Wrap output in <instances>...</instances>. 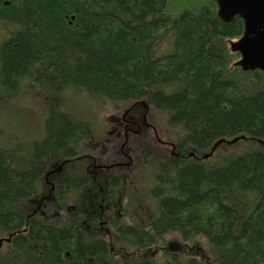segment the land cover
Segmentation results:
<instances>
[{"label": "trees", "instance_id": "16d2710c", "mask_svg": "<svg viewBox=\"0 0 264 264\" xmlns=\"http://www.w3.org/2000/svg\"><path fill=\"white\" fill-rule=\"evenodd\" d=\"M243 32L214 0H0V90L13 104L39 92L45 113L30 144L0 133V264H264V71L235 66L230 43ZM167 39L172 50L159 54ZM75 94L138 113L146 101L183 132L172 139L179 157L156 140L141 151L153 211L146 225L117 224L113 240L81 222L101 228L106 190L124 188L105 172L100 188L75 162L95 132L66 110ZM59 163L52 201L33 214ZM169 233L191 249H164Z\"/></svg>", "mask_w": 264, "mask_h": 264}, {"label": "rangeland", "instance_id": "374dc122", "mask_svg": "<svg viewBox=\"0 0 264 264\" xmlns=\"http://www.w3.org/2000/svg\"><path fill=\"white\" fill-rule=\"evenodd\" d=\"M172 50V42L168 39L165 40L162 45L158 48L159 54L168 53ZM7 95V94H5ZM3 91L0 90V133L3 132V136H1V141L5 143V140L9 139L14 140L15 142H18L20 140H24L25 143L30 144V138L32 136H41L43 132V118L45 117L44 113V104L43 99L39 92H33L29 93V95H26L24 93V97H22L20 100H17L18 102L13 104L14 101L12 100L13 97L5 96ZM3 99L12 100L10 102L5 101ZM98 103H102V101H99ZM11 104V105H10ZM130 105V104H129ZM128 105L124 104H117V105H104V104H94L90 102L88 98L81 97L79 95H71L66 103V110L70 112L73 115L84 117L86 119H89L91 123H93V129H94V135L96 139L103 138V142H105V148L102 150V153H109L112 154H118L117 151L119 150L118 145L117 146H111V140L113 139L111 133L114 131H117V127L120 129H123V126L121 125L120 121L116 119V117H121L126 111ZM142 107V106H141ZM143 112L145 108L139 109ZM143 113L139 116L142 119ZM148 122H153L155 126L157 127V130L159 131L162 138H167V140L172 139H179V134H182L183 132L178 130V127L170 126L167 122V116L166 114L158 111H154L152 108L150 109L148 117H146ZM142 123V120L140 121ZM141 126V125H139ZM138 132H130L129 137L130 139L125 142V150L131 157H134V159L137 160V162H141V154L142 149L147 144H151L154 138V132L153 130H150L148 126L144 123L143 130ZM146 132V133H143ZM142 133V134H141ZM7 135V136H6ZM171 138V139H170ZM165 140V139H163ZM36 141V140H35ZM124 142L123 138H121V144ZM97 143V142H96ZM95 145H98L96 144ZM93 145V142H92ZM90 145V146H92ZM239 146V145H238ZM237 146V147H238ZM158 148L156 146H151ZM151 147H148L147 149H150ZM237 147H232V149H235ZM94 150H96L95 147H93ZM98 148V147H97ZM160 148V147H159ZM91 148L86 147L84 152L90 150ZM99 149V148H98ZM163 149V148H161ZM166 149V148H165ZM145 150V149H144ZM169 153H171L172 156H176L177 153L181 152L179 149H174L172 147H169L167 149ZM231 150L230 147H220L218 149V154H222L223 152ZM83 152V153H84ZM183 156H187L186 153H183ZM156 154H153L151 156L150 161L151 163L157 161ZM190 156V153L189 155ZM79 161L91 164L90 159L88 158H81ZM217 159L213 158L212 162H216ZM138 164V165H139ZM62 163H59L57 166H55L53 169L61 166ZM111 167V166H110ZM115 170L118 168L117 166H113V169ZM122 170H116V173L120 175L119 183L121 187L123 186L124 190L121 191L119 194L118 191H116L115 196L118 197L120 195V203L121 207L118 206L115 208L114 213L111 214V218L114 220L112 225L113 228L116 227L117 224L120 223H140L141 225H146L149 217L146 214V211L150 214L152 213V208L148 209V199L145 196L144 192L146 193V189L153 185V183L148 182V169L146 166L139 165V170L131 169L129 166H122L118 169ZM52 169V170H53ZM58 169V168H57ZM66 169V168H65ZM114 170V171H115ZM86 174L94 175L89 169H85ZM58 172L60 169H58ZM101 173V171H98ZM133 173L137 174L138 176H135ZM49 171H47L46 176H48ZM96 175V174H95ZM91 177V176H90ZM124 178L127 179V183H124ZM45 180V179H44ZM56 180V179H55ZM53 179V176H49L44 184H46V189L50 187V185L55 181ZM133 181V183L131 182ZM45 189V191H46ZM112 194H114L112 192ZM78 199L77 197L75 198ZM118 200V199H117ZM74 203V201H72ZM124 205V206H123ZM126 207V208H125ZM122 208V209H121ZM148 209V210H146ZM116 210L118 212L122 213H116ZM69 211V210H68ZM66 209L63 211L67 213ZM74 212V211H70ZM84 228H88L91 230H96L98 234L108 239L107 236L104 235V230L97 227L93 223H89L86 220H81ZM95 222L100 227H105L104 225L101 226L99 224L100 220L99 218H95ZM117 237L114 241H116ZM165 244L162 246L164 249L168 247V250L177 251L180 250L183 252L182 248L191 249V241L188 243L182 242L181 237L177 233H169L164 237ZM200 246L203 247L205 250H207V243L204 238H200L199 242ZM117 245H121L120 242H117ZM161 250V248H158V252Z\"/></svg>", "mask_w": 264, "mask_h": 264}, {"label": "water", "instance_id": "95a60500", "mask_svg": "<svg viewBox=\"0 0 264 264\" xmlns=\"http://www.w3.org/2000/svg\"><path fill=\"white\" fill-rule=\"evenodd\" d=\"M218 5V15L225 22H231L235 17L244 20L242 37L232 42V49L241 54V60L236 63L243 70L264 71V0H215ZM209 155H205L207 158Z\"/></svg>", "mask_w": 264, "mask_h": 264}, {"label": "flooded vegetation", "instance_id": "af4514ba", "mask_svg": "<svg viewBox=\"0 0 264 264\" xmlns=\"http://www.w3.org/2000/svg\"><path fill=\"white\" fill-rule=\"evenodd\" d=\"M141 113L138 112H131L130 110H127L121 117H116V119L118 121H120L121 125L123 126V129L120 128H116L117 131H114L111 133L113 139L110 141L111 142V146H117L119 147V150L117 151L118 153V160H116L115 155L112 154L111 152L109 153H103V156L105 159L107 160H114V162L112 164H114L117 167H122V166H129L131 167L134 164V157H131L129 155V153L126 152L125 150V142H127V140L130 139L129 137V133L132 131L134 132H138L140 131L141 127V131L143 130L144 127V123L148 126V128H150L149 130L154 129V125L150 122L147 121L146 117L147 115L145 113H143V117L142 119L140 118V121L142 120V123H140L139 121V116ZM141 125V126H139ZM121 138L124 139V142L121 144ZM169 141H167V144ZM181 153V152H180ZM180 153H177V157L180 156ZM185 157V156H182ZM86 158L90 159V171L92 173H94V175H90L91 179L95 182H97V185L102 188V185L100 183H102V181H104V179L102 177H100V173L98 171L103 172L104 169H109L111 167H109V164L104 163L105 160L102 158V156L100 154H92V153H87ZM62 170V169H61ZM60 170V171H61ZM64 170V167H63ZM63 170L62 172H54L53 174V179H57L62 177L63 174ZM96 174V175H95ZM90 176L86 177L89 178ZM90 179V178H89ZM110 180V179H109ZM56 191V187L53 186L51 188H49L48 190V194H51L52 191ZM103 190V189H102ZM41 202V201H40ZM100 207V211L98 212V218L100 220L99 224L101 226H105L102 227V229H104L108 234H113V219L111 218L110 213L114 212V208L115 205L113 204L112 201L107 202L103 201L99 204ZM96 217V216H95ZM91 219V218H90ZM112 236V235H111Z\"/></svg>", "mask_w": 264, "mask_h": 264}, {"label": "bare ground", "instance_id": "6f19581e", "mask_svg": "<svg viewBox=\"0 0 264 264\" xmlns=\"http://www.w3.org/2000/svg\"><path fill=\"white\" fill-rule=\"evenodd\" d=\"M190 156H191V153H190Z\"/></svg>", "mask_w": 264, "mask_h": 264}]
</instances>
